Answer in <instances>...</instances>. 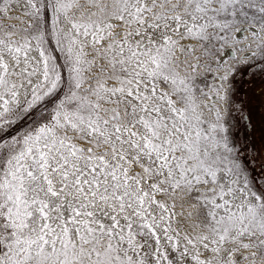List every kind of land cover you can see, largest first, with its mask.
I'll list each match as a JSON object with an SVG mask.
<instances>
[{
	"label": "snow or ice",
	"instance_id": "1",
	"mask_svg": "<svg viewBox=\"0 0 264 264\" xmlns=\"http://www.w3.org/2000/svg\"><path fill=\"white\" fill-rule=\"evenodd\" d=\"M264 0H0V264H264Z\"/></svg>",
	"mask_w": 264,
	"mask_h": 264
},
{
	"label": "flooded vegetation",
	"instance_id": "2",
	"mask_svg": "<svg viewBox=\"0 0 264 264\" xmlns=\"http://www.w3.org/2000/svg\"><path fill=\"white\" fill-rule=\"evenodd\" d=\"M259 111H260V112H264V108H260Z\"/></svg>",
	"mask_w": 264,
	"mask_h": 264
}]
</instances>
